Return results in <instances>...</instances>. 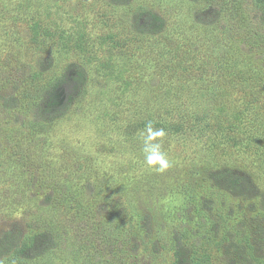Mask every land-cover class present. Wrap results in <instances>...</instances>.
Here are the masks:
<instances>
[{
    "label": "rangeland",
    "instance_id": "374dc122",
    "mask_svg": "<svg viewBox=\"0 0 264 264\" xmlns=\"http://www.w3.org/2000/svg\"><path fill=\"white\" fill-rule=\"evenodd\" d=\"M242 1L252 39L212 0H0V264H264Z\"/></svg>",
    "mask_w": 264,
    "mask_h": 264
},
{
    "label": "trees",
    "instance_id": "16d2710c",
    "mask_svg": "<svg viewBox=\"0 0 264 264\" xmlns=\"http://www.w3.org/2000/svg\"><path fill=\"white\" fill-rule=\"evenodd\" d=\"M217 2L218 8L222 11H231V14L236 17L237 21H239L241 25V31L242 35L244 37H249L252 39L254 34H259L262 29V23L259 22L255 17H250L248 12L245 10V8H242L241 5L243 1L241 0H212ZM254 4L264 6V0H253ZM217 15V14H216ZM218 16V15H217ZM58 77L50 78L49 81L44 85V88L49 89L53 86H56L58 84ZM32 86L34 87V83H32ZM29 93V90L27 91ZM34 96V95H33ZM198 250L200 253L204 252V248L199 247ZM198 254L197 249H194L192 256H195ZM196 259V262L194 263L199 264L201 258L199 256L194 257ZM177 262L176 260L173 261V263Z\"/></svg>",
    "mask_w": 264,
    "mask_h": 264
},
{
    "label": "clouds",
    "instance_id": "9594fccd",
    "mask_svg": "<svg viewBox=\"0 0 264 264\" xmlns=\"http://www.w3.org/2000/svg\"><path fill=\"white\" fill-rule=\"evenodd\" d=\"M156 136H163L164 132L163 130H160L155 133ZM160 145L159 144H152L147 145L145 147L146 155V162L149 166H158L157 170L163 171L167 167H169V162L163 155V153L160 152Z\"/></svg>",
    "mask_w": 264,
    "mask_h": 264
}]
</instances>
